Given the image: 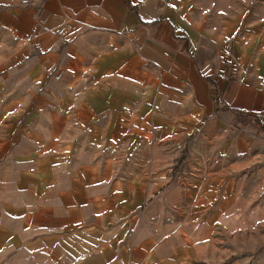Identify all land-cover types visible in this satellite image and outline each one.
<instances>
[{
	"label": "crops",
	"instance_id": "crops-1",
	"mask_svg": "<svg viewBox=\"0 0 264 264\" xmlns=\"http://www.w3.org/2000/svg\"><path fill=\"white\" fill-rule=\"evenodd\" d=\"M244 4L0 0V264H210L171 213L187 191L223 228L264 200V0ZM258 207L226 264H264Z\"/></svg>",
	"mask_w": 264,
	"mask_h": 264
},
{
	"label": "rangeland",
	"instance_id": "rangeland-1",
	"mask_svg": "<svg viewBox=\"0 0 264 264\" xmlns=\"http://www.w3.org/2000/svg\"><path fill=\"white\" fill-rule=\"evenodd\" d=\"M263 0H243L244 13L247 15L248 20L252 12L251 8ZM261 13V10H259ZM261 54V53H260ZM257 53H249L248 59L244 64L243 77L253 78L255 70H257V58L260 56ZM185 150L179 152L180 157L184 156ZM186 195H180L179 205L177 212H172L173 220L179 222L178 231L179 236L184 238L186 243H192L196 258L200 254L207 256L210 254V264H218L223 261V264L229 262V259L240 257L246 258L247 255L256 251L257 245L253 242L256 240V234L251 231L250 225L255 219V207L259 203L258 218L261 220V215L264 220V213L261 214V209L264 211V200L259 198V202L255 203L256 198L240 197L239 209L236 213L228 214L225 227L220 228L217 222L218 214L208 212L202 205V198H194L189 196L187 191ZM195 204V207H193ZM257 204V205H256ZM216 218L215 223H211V229L204 223ZM262 224V225H261ZM187 227V228H186ZM189 232V234L187 233ZM261 233L264 234V221L260 223L259 238ZM192 234V236H191ZM187 235V236H186ZM254 237V238H252ZM183 241V242H184ZM181 242V240H179ZM224 259H227L224 261ZM222 264V263H221Z\"/></svg>",
	"mask_w": 264,
	"mask_h": 264
}]
</instances>
